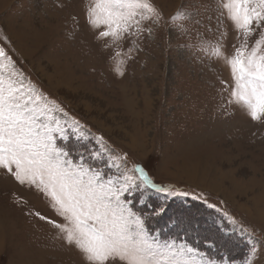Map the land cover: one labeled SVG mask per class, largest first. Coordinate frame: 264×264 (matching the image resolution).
Listing matches in <instances>:
<instances>
[{
    "label": "rangeland",
    "instance_id": "374dc122",
    "mask_svg": "<svg viewBox=\"0 0 264 264\" xmlns=\"http://www.w3.org/2000/svg\"><path fill=\"white\" fill-rule=\"evenodd\" d=\"M155 2L167 16L192 0ZM86 3L0 0V46L40 91L126 154L129 166H143L157 183L203 194L220 209L191 195L169 198L166 213L153 222L162 238L184 234L202 250L231 256L241 242L248 250L238 251L242 258L234 264H243L255 245V264H264V124L228 103L231 87L225 91L223 83L231 84L228 69L210 54L183 49L187 39L167 27L120 63L87 26ZM199 18L200 31L215 44L214 11ZM224 30L230 52L235 32L227 23ZM148 199L162 202L154 193ZM36 213L60 220L40 193L0 173V264H82ZM208 241L215 247L209 249Z\"/></svg>",
    "mask_w": 264,
    "mask_h": 264
},
{
    "label": "snow or ice",
    "instance_id": "6c2138e0",
    "mask_svg": "<svg viewBox=\"0 0 264 264\" xmlns=\"http://www.w3.org/2000/svg\"><path fill=\"white\" fill-rule=\"evenodd\" d=\"M209 9L217 19L215 44L200 31L199 17ZM85 20L120 63L142 51L161 27L186 38L183 49L210 54L228 69L231 84L223 82L225 91L231 87L228 103L264 124V0H192L167 16L155 0H87ZM225 23L235 32L230 52ZM2 40L10 45L7 36ZM0 173L50 203L59 222L36 215L57 230L82 264H234L184 236L162 238L153 222L166 213L169 198L191 195L207 203V197L157 183L139 164L129 166L126 154L40 91L5 46H0ZM150 193L162 202L150 203ZM207 207L220 211L211 203ZM258 258L253 245L243 264Z\"/></svg>",
    "mask_w": 264,
    "mask_h": 264
},
{
    "label": "trees",
    "instance_id": "16d2710c",
    "mask_svg": "<svg viewBox=\"0 0 264 264\" xmlns=\"http://www.w3.org/2000/svg\"><path fill=\"white\" fill-rule=\"evenodd\" d=\"M180 235H182V234H180ZM182 236H184V234L182 235ZM227 238H230V239H232L233 241H234V239H235V237H227ZM239 242V241H238ZM193 245H194V243H192ZM206 244V243H205ZM238 244V243H237ZM195 246H197V247H199V248H201L202 247V245L200 244V243H197V244H195ZM201 246V247H200ZM228 247H230V249L232 248L231 247V245L228 243V245L226 246V248H228ZM233 247L235 248L236 247V245H233ZM239 247V246H238ZM201 249H203V248H201ZM236 249H237V247H236ZM248 249H247V246L245 245V244H242L241 242H240V248H239V250L238 251H240V253L243 251V253L244 252H246ZM204 251H206V252H208L209 253V255H211V256H213L215 259H217V260H220L221 258H223V257H227V258H229L231 261H237V260H240L241 258H242V256H238V251H233V253H235V254H233V256H231V254H228L227 252L226 253H221V252H219L218 250H216V251H214V253H212V251H207V250H204Z\"/></svg>",
    "mask_w": 264,
    "mask_h": 264
},
{
    "label": "bare ground",
    "instance_id": "6f19581e",
    "mask_svg": "<svg viewBox=\"0 0 264 264\" xmlns=\"http://www.w3.org/2000/svg\"><path fill=\"white\" fill-rule=\"evenodd\" d=\"M218 176V175H217ZM219 177V176H218ZM204 184V183H203Z\"/></svg>",
    "mask_w": 264,
    "mask_h": 264
}]
</instances>
